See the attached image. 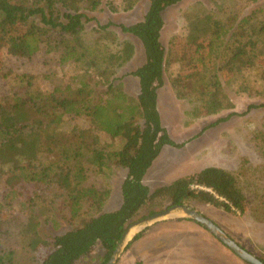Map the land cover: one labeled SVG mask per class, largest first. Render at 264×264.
<instances>
[{"label":"trees","instance_id":"16d2710c","mask_svg":"<svg viewBox=\"0 0 264 264\" xmlns=\"http://www.w3.org/2000/svg\"><path fill=\"white\" fill-rule=\"evenodd\" d=\"M119 1L128 12L143 0ZM180 2L148 0L141 21L116 25L143 51L144 62L131 74L137 83L133 98L118 71L133 60L134 43L118 41L108 30L111 23L86 28L88 14L103 0H0V54L29 59L43 47L59 65L76 71L66 82L44 75L50 85L44 89L39 76L14 74L0 63L8 86L0 92V264H76L95 247L98 264H106L131 221L147 208L149 215L192 204L233 216L247 213L249 201L237 177L222 168L205 167L153 191L144 183L164 148L179 147L157 110V91L172 65L177 70L169 77L170 89L192 104L196 118L230 111L220 122L236 115L221 78L238 83L242 93L249 90L248 74L264 84V5L219 16L195 3L185 15L184 45L167 50L161 42L163 14ZM77 119L84 125L65 126ZM101 134L117 139L118 146L103 143ZM105 169L125 173L121 203L107 212L108 186L87 184L89 174L102 176ZM57 218L71 229L44 239L40 219Z\"/></svg>","mask_w":264,"mask_h":264},{"label":"rangeland","instance_id":"374dc122","mask_svg":"<svg viewBox=\"0 0 264 264\" xmlns=\"http://www.w3.org/2000/svg\"><path fill=\"white\" fill-rule=\"evenodd\" d=\"M195 3H200L220 16L224 12H248L256 6L264 5V0L252 5H246L241 0H181L179 4L167 9L163 14L161 42L167 50L171 46L172 51H178L184 45L182 38L186 34L185 15ZM147 6L148 0H143L133 10L125 12L119 0H103L102 5L96 11L88 14L92 20L86 23L87 30H96L97 23L99 25L111 23L112 26L108 30L117 34L118 41L130 40L134 43L136 53L133 60L118 71V76L123 77L121 81L124 90L133 98L137 94V83L131 74L144 62L143 51L136 39L122 34L116 25H130L141 21ZM0 63H3L6 71L14 74L26 73L39 76V85L44 89L50 88L49 80H45L44 75L59 77L66 82L76 73L68 65H59L56 56L46 53L43 47H40L37 53L29 59L10 56L3 52L0 54ZM176 70L177 67L172 65L170 71L165 74V84L157 91V110L162 126L179 147L164 148L153 162L144 178V183L153 191L179 177L196 173L209 166L231 172L237 177L239 186L249 201V209L244 216L226 214L208 205L192 204L189 208L215 223L244 250L264 259V84L260 83L254 74H248L249 90L248 93H242L238 83L227 85L225 78H221L225 92L234 106L232 111L236 115L219 122V119L226 117L230 111L196 118L192 114L191 103L175 98L168 81ZM0 92H8V86L1 78ZM118 102L122 103V101ZM249 105H256V107L246 112ZM66 123L65 126L84 125L78 119L73 122L67 120ZM101 140L103 143H112L114 146L118 143L117 139L110 141L104 134H101ZM104 171L102 176L89 174L87 184L97 189L108 186L110 194L104 206V211L107 212L116 210L121 203L119 188L125 173L122 170L105 169ZM149 214V208L143 210L131 221L130 225L146 219L150 216ZM172 222L173 216H169L151 226L135 228L129 233L126 243L130 242L137 233H146L151 227L157 229L156 231L164 232L163 226L165 225L162 223L172 226ZM69 229H71L70 224L60 218L50 222L40 219L39 232L46 240ZM205 233L211 236L207 231ZM161 235L165 237L164 234ZM217 243L223 246L219 241ZM2 248L0 245V250ZM132 253L124 248L117 264H127V261L131 260ZM99 255L100 248L95 247L91 254L80 259L76 264H98ZM221 257L226 264H246L235 255L233 260L228 256Z\"/></svg>","mask_w":264,"mask_h":264},{"label":"crops","instance_id":"0c3cea01","mask_svg":"<svg viewBox=\"0 0 264 264\" xmlns=\"http://www.w3.org/2000/svg\"><path fill=\"white\" fill-rule=\"evenodd\" d=\"M162 224L164 232L151 227L127 248L133 252L127 264H226L221 256L233 260L229 250L193 221L174 216L172 226ZM122 253L123 250L115 264Z\"/></svg>","mask_w":264,"mask_h":264},{"label":"water","instance_id":"95a60500","mask_svg":"<svg viewBox=\"0 0 264 264\" xmlns=\"http://www.w3.org/2000/svg\"><path fill=\"white\" fill-rule=\"evenodd\" d=\"M169 216H179L184 219L191 220L198 223L201 227L207 230V232L213 236L217 241H219L226 249L233 253L237 258L246 264H264L256 256L250 254L242 247H240L236 242L229 238L215 223L206 218L201 213L194 211L188 207L184 206H174L170 207L164 211L157 212L150 215L146 219L135 222L130 225L122 236L120 243L118 244L115 251L112 253L110 259L106 264H115L122 250L126 247L128 243V235L135 228H144L143 226H151L157 222L165 220ZM134 237V236H133ZM132 237V238H133Z\"/></svg>","mask_w":264,"mask_h":264}]
</instances>
